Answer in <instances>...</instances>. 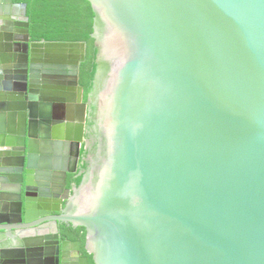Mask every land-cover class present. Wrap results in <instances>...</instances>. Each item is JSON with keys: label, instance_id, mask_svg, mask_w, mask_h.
Masks as SVG:
<instances>
[{"label": "water", "instance_id": "1", "mask_svg": "<svg viewBox=\"0 0 264 264\" xmlns=\"http://www.w3.org/2000/svg\"><path fill=\"white\" fill-rule=\"evenodd\" d=\"M88 1L86 102L54 81L36 103L17 93L0 38V264H64L58 242L26 258L60 222L85 228L95 264H264V0ZM27 9L0 0L1 29ZM79 48L27 44V67ZM88 119L97 147L70 204L30 224L78 178Z\"/></svg>", "mask_w": 264, "mask_h": 264}, {"label": "flooded vegetation", "instance_id": "2", "mask_svg": "<svg viewBox=\"0 0 264 264\" xmlns=\"http://www.w3.org/2000/svg\"><path fill=\"white\" fill-rule=\"evenodd\" d=\"M15 2H18L15 0ZM25 3V2H19ZM28 10V9H27ZM28 16V13H26ZM29 17V16H28ZM7 24H5V30L3 31L0 27V38H2L5 44L10 48V63L6 68L7 75L10 77V81L13 85L18 87V92L23 94L24 89L27 87L29 93L26 94L32 103H36L38 99L45 96L42 94L44 91V86L50 84L54 81L59 87H63L65 92H72L76 98L81 94L79 88H82V101H84V89L80 84V67L82 62L85 60L87 46L84 42H74V41H65V40H45L44 38H37L31 33V23L30 17L28 22H21V26L17 21L16 16H11L6 20ZM28 24V27L25 26ZM26 29L29 31L26 32ZM43 41L50 42H61V43H83L85 44V48H79L78 51L68 52L66 54L60 53L61 57H51L58 61L56 66L58 67L55 71L54 69L47 68V63H45V58L41 57V53L36 52L33 61L30 63L29 68L27 67V58L25 54L26 45H38ZM63 56V57H62ZM80 57H84L83 60H79ZM79 61L78 75L75 72L76 63ZM28 70V73H27ZM28 76V77H27ZM27 77V78H26ZM25 96V95H24ZM65 97V96H64ZM29 99V100H30ZM22 101L19 99L18 103ZM39 103V102H38ZM34 105V104H33ZM34 107V106H32ZM93 107L88 106V114L92 112ZM89 118V117H88ZM38 127H39V119H38ZM70 153L74 152L72 156L75 155V147L70 145ZM97 141L96 135L93 132V123L91 119H88L85 123V135H84V143L81 145L80 150V158L78 161V178L84 175L90 166L92 157L96 151ZM77 178V179H78ZM77 179L72 184V186L68 185L70 188V192L67 191V187L63 188L61 186L56 190L54 195H50L51 191L44 194L45 200H49L48 202H44L43 207H34L31 209L32 215L36 218L30 222V224H34L35 222H40L44 220V218L48 217L41 215L42 212H51L53 209H60V213H64L71 202V198L73 196V192L77 185ZM49 194V195H47ZM52 200H55L56 203H53ZM66 199V200H65ZM63 200V204L60 201ZM51 201V202H50ZM39 213V214H38ZM38 214V215H35ZM56 213H52L51 215H55ZM49 215V216H51ZM42 221L39 225H46L44 228L51 224V222ZM35 228V227H34ZM78 227H74L71 224L66 223H58V235L56 234H48L47 237H42L43 240H37L36 245L38 247H34L30 250V252L26 253V258L31 260H38L45 257L46 248L54 250L57 249V242L63 244L65 247L64 250V264H85L84 258L87 257V264H95L92 255H89L85 250V243L83 244L80 238L73 235L74 230ZM57 236V237H55ZM38 238V236H36ZM41 241V243H40ZM75 242H80V248L76 246ZM48 243V245H46ZM41 244V245H40ZM19 259L21 257L19 256Z\"/></svg>", "mask_w": 264, "mask_h": 264}, {"label": "trees", "instance_id": "3", "mask_svg": "<svg viewBox=\"0 0 264 264\" xmlns=\"http://www.w3.org/2000/svg\"><path fill=\"white\" fill-rule=\"evenodd\" d=\"M28 5L31 33L45 40L84 42L87 46L85 60L80 67V84L84 101L93 87L96 71V49L93 32L94 12L88 0H16ZM82 176L77 179L80 184ZM73 235L85 243L86 230L78 227Z\"/></svg>", "mask_w": 264, "mask_h": 264}]
</instances>
